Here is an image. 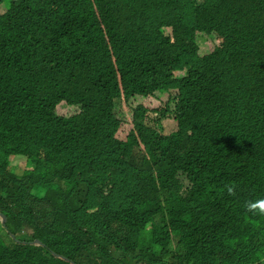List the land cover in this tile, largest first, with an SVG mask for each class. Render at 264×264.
Listing matches in <instances>:
<instances>
[{
	"label": "trees",
	"instance_id": "16d2710c",
	"mask_svg": "<svg viewBox=\"0 0 264 264\" xmlns=\"http://www.w3.org/2000/svg\"><path fill=\"white\" fill-rule=\"evenodd\" d=\"M2 6L0 264H264V0Z\"/></svg>",
	"mask_w": 264,
	"mask_h": 264
},
{
	"label": "rangeland",
	"instance_id": "374dc122",
	"mask_svg": "<svg viewBox=\"0 0 264 264\" xmlns=\"http://www.w3.org/2000/svg\"><path fill=\"white\" fill-rule=\"evenodd\" d=\"M0 10H4V7L3 6L0 7ZM206 48H204V49H206ZM160 96L164 97V94L161 93ZM163 125H164V132L169 133V132H171L172 130L175 129L176 120H174V119H166V120L163 121ZM10 163H11L13 169L17 173H21L22 169L24 168V165H25V159L22 156H20V155H13L10 158ZM39 190H41V189H39ZM41 191H43V190H41ZM0 238H1L2 241H5L6 243H8V240L10 239L9 235L7 234V232L5 230H3V229L1 230V228H0Z\"/></svg>",
	"mask_w": 264,
	"mask_h": 264
},
{
	"label": "clouds",
	"instance_id": "9594fccd",
	"mask_svg": "<svg viewBox=\"0 0 264 264\" xmlns=\"http://www.w3.org/2000/svg\"><path fill=\"white\" fill-rule=\"evenodd\" d=\"M226 188H227V193L230 196L236 195L235 186L228 185L226 186ZM245 208L249 213L253 215L264 217V198L247 201L245 204Z\"/></svg>",
	"mask_w": 264,
	"mask_h": 264
},
{
	"label": "water",
	"instance_id": "95a60500",
	"mask_svg": "<svg viewBox=\"0 0 264 264\" xmlns=\"http://www.w3.org/2000/svg\"><path fill=\"white\" fill-rule=\"evenodd\" d=\"M4 220H5V218H4Z\"/></svg>",
	"mask_w": 264,
	"mask_h": 264
}]
</instances>
